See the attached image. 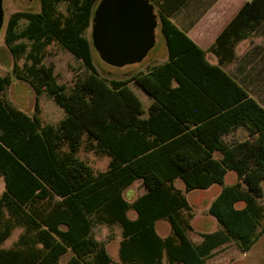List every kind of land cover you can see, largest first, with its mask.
Wrapping results in <instances>:
<instances>
[{
    "label": "trees",
    "instance_id": "obj_1",
    "mask_svg": "<svg viewBox=\"0 0 264 264\" xmlns=\"http://www.w3.org/2000/svg\"><path fill=\"white\" fill-rule=\"evenodd\" d=\"M98 1L40 0L39 12L13 15L6 27L13 65L0 75V264H208L230 242L250 252L264 235V107L222 66L263 29L264 0L245 2L206 50L171 20L187 0H150L168 59L126 79H108L95 67L87 32ZM54 43L87 70L70 90L43 62ZM13 80L34 91L32 113L6 97ZM131 83L151 98L147 110ZM42 94L64 110L58 123L42 125ZM238 128L247 137L226 142ZM81 149L108 157L107 169L95 172L78 157ZM229 171L237 181L225 185ZM137 181L146 192L127 200ZM213 185L222 188L207 212L221 228L195 243L184 192ZM160 220L171 229L165 237L156 230ZM114 226L119 263L97 238L101 227ZM16 229L13 245L1 247Z\"/></svg>",
    "mask_w": 264,
    "mask_h": 264
},
{
    "label": "rangeland",
    "instance_id": "obj_2",
    "mask_svg": "<svg viewBox=\"0 0 264 264\" xmlns=\"http://www.w3.org/2000/svg\"><path fill=\"white\" fill-rule=\"evenodd\" d=\"M190 4L185 6L180 14L185 13V11H190L188 9ZM193 5V4H192ZM191 5V7H192ZM5 7V20L3 28L0 32V75L11 74V68L13 65V58L10 54L8 48L6 47L4 36H5V25L8 21L10 15L15 11H21L22 13H36L40 11V0H32V3H28V0L19 1L17 0H4ZM66 4L61 3L58 6L60 12H65ZM156 11V7H155ZM157 12V11H156ZM192 15H194L192 13ZM176 20V18H174ZM24 21L20 22V26L24 25ZM88 36L91 37V27L88 29ZM255 46L263 47V67L264 72V26L262 32L259 35L253 37L252 41H245L238 44L236 48L235 60L227 65L226 70L230 74L237 76L239 72L240 59L244 55L253 49ZM93 59L96 69L100 74L107 77L108 79H126L131 77L140 71H145L148 67L152 65H157L161 62L167 60V50L164 42L163 35L157 27L156 29V44L153 49L148 53L147 57L140 63L134 65H128L122 68H116L109 66L102 62L96 52H93ZM254 59V58H253ZM251 60V59H250ZM26 59L23 56L18 64L20 67L23 66ZM43 62L46 65L53 64L54 72L56 75L57 82L66 86L67 90H70L78 78H82L87 70L81 64L80 61L76 60L72 54L64 50L58 44H52L47 47L45 52V58ZM253 63V62H252ZM261 70V71H262ZM264 78V77H263ZM240 80V79H239ZM251 85H247L250 87ZM130 88L133 90L135 95L141 101L144 110H147L151 98L135 83L130 84ZM260 104L264 107V81L254 84L252 88L248 89ZM6 97L8 100L18 109L25 111L27 113H32L34 111L35 94L32 88L25 82H19L13 80L11 87L6 92ZM39 107H40V120L42 125L46 124H56L61 119L64 118L65 112L59 107L51 98L46 94H42L39 97ZM247 131L245 128H239L234 133L227 135L224 140L229 143L237 140H242L246 137ZM78 157L84 160L93 168L95 172L104 171L107 169L109 158L104 156H97L94 153L86 152L81 149L78 152ZM237 181L236 174L229 171L225 177V185H232ZM176 186L184 191V184L178 180ZM220 185H213L207 190H193L190 192H184L186 198L191 206L193 219L191 220L193 225V231L188 233V236L195 243H200L202 238L200 235L202 233H209L219 230L221 227L217 223L214 217L208 214V207L214 198L219 194L221 190ZM0 190H3V181L0 178ZM145 191V188L140 181L132 184L128 189L125 190V197L129 200L137 197ZM264 204V203H263ZM132 216V215H130ZM264 224V220H263ZM157 231L160 235L165 236L169 232V225L165 221H158L156 225ZM21 229H16L11 237L1 246L3 248H9L17 240ZM112 237L113 239H110ZM97 238L100 241L106 243L107 251L116 263H119L118 257V246L121 240V231L118 226L112 228L101 227L97 233ZM208 264H264V235L259 239V241L254 245L252 250L246 254H242L236 247L235 243H227L212 252L211 258L207 262ZM163 264H168L167 260L164 259Z\"/></svg>",
    "mask_w": 264,
    "mask_h": 264
},
{
    "label": "water",
    "instance_id": "obj_3",
    "mask_svg": "<svg viewBox=\"0 0 264 264\" xmlns=\"http://www.w3.org/2000/svg\"><path fill=\"white\" fill-rule=\"evenodd\" d=\"M2 22L0 0V28ZM157 27L155 5L150 0H99L91 22L92 47L109 66L138 64L155 46Z\"/></svg>",
    "mask_w": 264,
    "mask_h": 264
},
{
    "label": "crops",
    "instance_id": "obj_4",
    "mask_svg": "<svg viewBox=\"0 0 264 264\" xmlns=\"http://www.w3.org/2000/svg\"><path fill=\"white\" fill-rule=\"evenodd\" d=\"M247 1H250V0H187L186 3L171 17V20L180 30H182L184 33H186L199 47L206 50L215 42V39H216L217 35L220 33V31L235 16V14L238 12L239 8ZM188 4H190L188 6L189 7L188 9H191L192 10L191 12L194 15H192V13H190V11H185V13L180 14L179 12H181V10L185 6H187ZM191 5H192V7H191ZM174 18H176V20H174ZM261 32H262V30L260 32L255 33L250 39L244 40L240 43H243L245 41L251 42L253 37L256 35H259ZM240 43H238V44H240ZM238 44H237V46H238ZM237 46H236V48H237ZM236 48H235V57H236ZM262 51H263V47L255 46L253 49H251L249 52H247L244 55V57H242L240 59L241 63L239 65L240 68H239V72H238V75H240V78H239L240 80L237 78V76L230 74L226 70L227 65L231 64L235 60V58L232 60V62L222 66V68L227 73H229L232 77H234L235 80L241 86H243L249 92L250 95H251V93L248 89L252 88V86L254 84H258L259 82L264 81V78H263L264 72L262 70V67H263V63H262L263 53H262ZM167 59H168V53H167ZM207 59L212 64L218 63L217 57L210 52L207 54ZM249 84L251 86L247 87V85H249ZM251 96L253 97V95H251ZM253 98L256 99L255 97H253ZM235 131H233V133ZM247 135H248V132H247ZM247 135H246V137H247ZM226 136H224L223 138H225ZM244 139H242V140H244ZM237 141H241V140H237ZM145 192H146V190L142 194H144ZM142 194H140V195H142ZM140 195H138V196H140ZM124 196H125V194H124ZM126 199L129 200L128 198H126ZM130 215H132L131 217H133L134 213L131 212ZM157 223H156V225H157ZM156 230H157V228H156ZM170 231H171V229L169 226V232L165 236L169 235ZM165 236H162V237H165Z\"/></svg>",
    "mask_w": 264,
    "mask_h": 264
},
{
    "label": "flooded vegetation",
    "instance_id": "obj_5",
    "mask_svg": "<svg viewBox=\"0 0 264 264\" xmlns=\"http://www.w3.org/2000/svg\"><path fill=\"white\" fill-rule=\"evenodd\" d=\"M16 1H17V0H14V2H16ZM19 1H23V0H19ZM28 3H32V0H28ZM2 9H3V22H2V25H1V28H0V32H1L2 28H3L4 20H5V7H4V0H2ZM20 13H22V12H21V11H15V12H13V13L10 15L8 21L6 22L5 30H6V27H7V25H8V22H9L11 16H13V15H17V14H20Z\"/></svg>",
    "mask_w": 264,
    "mask_h": 264
}]
</instances>
